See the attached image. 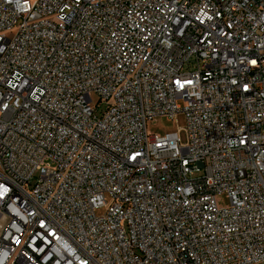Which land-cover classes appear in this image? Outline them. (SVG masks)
Returning <instances> with one entry per match:
<instances>
[{"label":"built area","instance_id":"obj_1","mask_svg":"<svg viewBox=\"0 0 264 264\" xmlns=\"http://www.w3.org/2000/svg\"><path fill=\"white\" fill-rule=\"evenodd\" d=\"M0 264H264V0H0Z\"/></svg>","mask_w":264,"mask_h":264},{"label":"rangeland","instance_id":"obj_2","mask_svg":"<svg viewBox=\"0 0 264 264\" xmlns=\"http://www.w3.org/2000/svg\"><path fill=\"white\" fill-rule=\"evenodd\" d=\"M92 105L94 106L97 102V96L93 94L92 96ZM103 107V105H101ZM180 127L179 131V137L182 142H185L186 140V133L184 130L185 127V118L184 115L179 114L177 115L176 119H173L172 121L166 120L163 117H158L155 119L154 122H149L147 124V130L148 132H154V133H170L177 131V128ZM96 215H100L103 213V209H97L95 211Z\"/></svg>","mask_w":264,"mask_h":264}]
</instances>
